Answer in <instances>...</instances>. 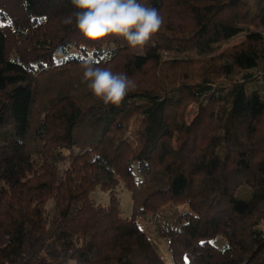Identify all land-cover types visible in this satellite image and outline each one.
<instances>
[{"label":"trees","instance_id":"16d2710c","mask_svg":"<svg viewBox=\"0 0 264 264\" xmlns=\"http://www.w3.org/2000/svg\"><path fill=\"white\" fill-rule=\"evenodd\" d=\"M140 2L143 50L0 0V264H264V0ZM88 61L135 82L120 107Z\"/></svg>","mask_w":264,"mask_h":264},{"label":"clouds","instance_id":"9594fccd","mask_svg":"<svg viewBox=\"0 0 264 264\" xmlns=\"http://www.w3.org/2000/svg\"><path fill=\"white\" fill-rule=\"evenodd\" d=\"M75 11L63 23L76 27L88 39L123 38L132 49L143 50L164 26L155 7L140 0H71ZM83 80L105 106L120 107L135 82L126 73H114L92 61L83 65Z\"/></svg>","mask_w":264,"mask_h":264},{"label":"rangeland","instance_id":"374dc122","mask_svg":"<svg viewBox=\"0 0 264 264\" xmlns=\"http://www.w3.org/2000/svg\"><path fill=\"white\" fill-rule=\"evenodd\" d=\"M244 34H239L233 38L230 39L229 43H236L239 42L243 38ZM123 186V185H122ZM124 188L121 189V208H122V213L123 215H129L131 213L132 209V196L130 194V191L126 189L125 186ZM94 198L98 201L101 202L102 204H107L109 201V196L108 193H105L103 191H94L93 192ZM168 258H170L168 256ZM30 264H36L34 262ZM68 264H75L74 261H70ZM82 264H87V263H82Z\"/></svg>","mask_w":264,"mask_h":264}]
</instances>
